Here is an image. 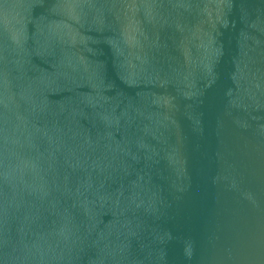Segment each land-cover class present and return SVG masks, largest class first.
<instances>
[{
    "label": "water",
    "instance_id": "95a60500",
    "mask_svg": "<svg viewBox=\"0 0 264 264\" xmlns=\"http://www.w3.org/2000/svg\"><path fill=\"white\" fill-rule=\"evenodd\" d=\"M0 264H264V0H0Z\"/></svg>",
    "mask_w": 264,
    "mask_h": 264
}]
</instances>
